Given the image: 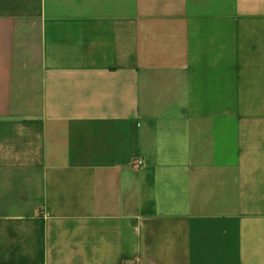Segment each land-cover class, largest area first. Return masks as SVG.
Segmentation results:
<instances>
[{
    "label": "crops",
    "instance_id": "0c3cea01",
    "mask_svg": "<svg viewBox=\"0 0 264 264\" xmlns=\"http://www.w3.org/2000/svg\"><path fill=\"white\" fill-rule=\"evenodd\" d=\"M52 6L0 0V264H264V0Z\"/></svg>",
    "mask_w": 264,
    "mask_h": 264
},
{
    "label": "water",
    "instance_id": "95a60500",
    "mask_svg": "<svg viewBox=\"0 0 264 264\" xmlns=\"http://www.w3.org/2000/svg\"><path fill=\"white\" fill-rule=\"evenodd\" d=\"M95 1L96 0H52L53 6L50 9H52V11L54 10L61 11L65 7L66 10L69 12L62 13L58 16L68 15V16L81 17L83 16V13L81 14L79 12L89 9ZM78 9H82V10H78ZM152 166H155V165L149 164L148 170L150 168H153ZM160 181L161 180H159V182ZM157 184L158 183H157V177H156V179L152 181V187L156 186ZM154 230L156 232L157 229H154Z\"/></svg>",
    "mask_w": 264,
    "mask_h": 264
},
{
    "label": "built area",
    "instance_id": "2783aa9c",
    "mask_svg": "<svg viewBox=\"0 0 264 264\" xmlns=\"http://www.w3.org/2000/svg\"><path fill=\"white\" fill-rule=\"evenodd\" d=\"M142 166H143V161L140 159H136V160L132 161V163H131L132 168L139 169Z\"/></svg>",
    "mask_w": 264,
    "mask_h": 264
}]
</instances>
